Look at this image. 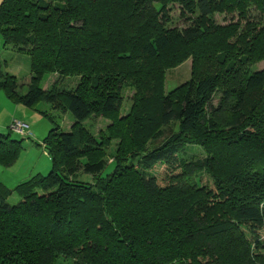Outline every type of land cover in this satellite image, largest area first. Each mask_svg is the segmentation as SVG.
<instances>
[{"label": "trees", "instance_id": "obj_1", "mask_svg": "<svg viewBox=\"0 0 264 264\" xmlns=\"http://www.w3.org/2000/svg\"><path fill=\"white\" fill-rule=\"evenodd\" d=\"M172 4L188 25H164ZM222 11L239 19L212 21ZM0 37V90L54 124L47 174L20 182L15 202L0 183V264H264V69L252 67L264 0H2ZM4 50L29 57L24 93ZM188 56L191 78L164 94L165 70ZM93 113L112 121L98 135L83 125ZM21 140L0 132V166ZM192 144L204 154L187 160Z\"/></svg>", "mask_w": 264, "mask_h": 264}, {"label": "rangeland", "instance_id": "obj_2", "mask_svg": "<svg viewBox=\"0 0 264 264\" xmlns=\"http://www.w3.org/2000/svg\"><path fill=\"white\" fill-rule=\"evenodd\" d=\"M165 23L164 25L167 28H180L185 25L189 24L190 18L186 12L181 11V7L178 4H172L167 8L166 15L164 16ZM239 17L234 13H225L217 12L213 15L212 21L217 24L227 25V24H234ZM246 20L243 19L241 23H245ZM3 57L8 62V67L10 70H19L17 75L18 81L21 84L22 93H24L27 89V82H28V73H29V57L27 54L18 53V52H10L7 50L2 51ZM192 63L193 58L191 56L185 57L181 59L180 62L169 67L164 72V78L162 82L163 86V93L166 94L167 92L174 90L182 85H184L192 76ZM253 68L256 69H264V59L259 60L258 62L252 65ZM54 79V76L48 75L43 78L41 85L43 88L47 87ZM224 87L230 83L227 80L222 82ZM222 87V86H221ZM4 93V92H0ZM134 93V89L130 86H124L122 88V96L123 102L121 105L120 112L118 114V118L127 114L131 97ZM3 95V94H1ZM219 94H217L213 100L214 104H217ZM4 97V96H2ZM23 106V105H22ZM26 111L29 113V118H25L24 115L21 114L20 110L17 109V115L21 114L22 118L18 119L17 121L25 122L28 124V130L32 133V135L28 136H21L19 134L12 133V136L15 138H20L23 149L19 153V165L20 166V174L28 173L30 169L34 166L36 167L35 170H38L41 174H47L50 169L51 161L49 154L45 151L43 147V140L47 135L49 129L52 125H54L48 117L40 114L33 108H28L23 106ZM37 109L39 110H46L48 111L54 118V123L58 124L60 129L69 130L73 125V119L69 112L61 113L58 109H53L51 106L44 102H39L37 104ZM17 119V118H16ZM22 119V120H21ZM112 121L108 118L103 116L102 114L93 113L90 118H88L83 125L89 129L95 135H98L101 130H105V128L111 124ZM118 144L117 139H109L108 143L105 144V153L108 162V166L106 167V171L111 169V163L113 161L114 156L111 154L115 151ZM149 146V140L146 143ZM203 150L199 145L192 144L187 146L185 158L187 160L196 159L203 156ZM12 192L8 196V201L15 202L20 198V194L15 190V187H11ZM61 264H71L70 260H61Z\"/></svg>", "mask_w": 264, "mask_h": 264}, {"label": "crops", "instance_id": "obj_3", "mask_svg": "<svg viewBox=\"0 0 264 264\" xmlns=\"http://www.w3.org/2000/svg\"><path fill=\"white\" fill-rule=\"evenodd\" d=\"M1 1L2 0H0V2ZM0 49L1 50L4 49L1 37H0ZM8 70H9V72L14 73V74L19 73V70H16L14 72V70L13 71L10 70L9 67H8ZM0 92H2V91L0 90ZM1 94H3V95H1ZM2 96H4V97H2ZM23 108L24 107L21 104L13 103L12 101H10L6 97V95L4 93H0V132L7 133L8 131H11V129H10L11 123L13 121H17L18 119H20V117L22 118L21 114H26V115H24L25 118H29L28 111H26ZM17 109L20 110V112H21V114H19L20 117H18V115H17ZM11 132L15 133L13 131H11ZM15 134H17V133H15ZM30 134L32 135V133L28 130L27 134H19V135L28 136ZM20 157H21V155H20ZM20 157H18V160L10 167L5 168V167L0 166V183L5 185L9 189H11V187H13V188L16 187L20 182L28 179L32 175H34L36 173H40L38 170H35L36 167L34 166L32 169H30V171L28 173L22 172L20 174V172H21L19 170L20 166H18L19 165L18 161H19Z\"/></svg>", "mask_w": 264, "mask_h": 264}, {"label": "built area", "instance_id": "obj_4", "mask_svg": "<svg viewBox=\"0 0 264 264\" xmlns=\"http://www.w3.org/2000/svg\"><path fill=\"white\" fill-rule=\"evenodd\" d=\"M11 131L17 134H27L28 133V125L21 121H13L10 125Z\"/></svg>", "mask_w": 264, "mask_h": 264}]
</instances>
